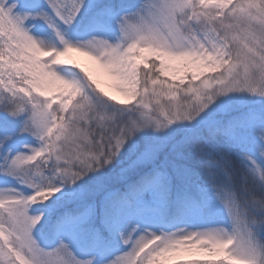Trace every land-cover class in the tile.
Returning a JSON list of instances; mask_svg holds the SVG:
<instances>
[{
  "label": "snow or ice",
  "instance_id": "6c2138e0",
  "mask_svg": "<svg viewBox=\"0 0 264 264\" xmlns=\"http://www.w3.org/2000/svg\"><path fill=\"white\" fill-rule=\"evenodd\" d=\"M0 264H264V0H0Z\"/></svg>",
  "mask_w": 264,
  "mask_h": 264
}]
</instances>
